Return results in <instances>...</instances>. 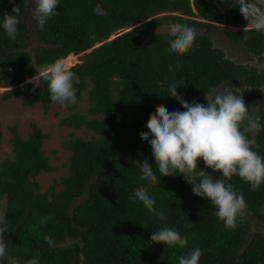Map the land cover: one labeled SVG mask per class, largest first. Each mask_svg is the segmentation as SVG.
I'll list each match as a JSON object with an SVG mask.
<instances>
[{"label": "trees", "instance_id": "16d2710c", "mask_svg": "<svg viewBox=\"0 0 264 264\" xmlns=\"http://www.w3.org/2000/svg\"><path fill=\"white\" fill-rule=\"evenodd\" d=\"M27 4L0 0L2 98L46 113L85 92L86 113L60 125L91 133L63 141L62 188L42 190L36 177L56 170L42 150L47 135L35 124L27 139L10 128L0 264H264V235L251 233L247 215L264 224V101L253 136L249 102L233 89L214 93L230 81L260 87L264 75L194 32L253 22L224 29L260 55L264 8L240 2L223 15L218 0H37L29 49ZM162 26L175 30L155 32Z\"/></svg>", "mask_w": 264, "mask_h": 264}, {"label": "rangeland", "instance_id": "374dc122", "mask_svg": "<svg viewBox=\"0 0 264 264\" xmlns=\"http://www.w3.org/2000/svg\"><path fill=\"white\" fill-rule=\"evenodd\" d=\"M192 1V0H190ZM226 3V6H221L220 10L224 14H231V5L237 3L233 0H220ZM242 2L246 1L251 8L256 6V3L260 4L264 8V0H240ZM37 0H28L27 12L24 15L25 19L29 21L30 27H32L31 32V47L37 43L38 39L36 37V21L38 19V14L36 10ZM232 2V3H231ZM231 4V5H230ZM233 8V7H232ZM263 10V9H262ZM195 11V10H194ZM215 25L214 28H201L194 31L196 34L204 35L209 38L214 47H218L222 50L226 58L234 61L235 63H240L244 65L249 70H254L257 73L264 75V52L260 55H255L249 52L244 47H239L233 43V41L228 37L225 31V27L222 24L212 23ZM253 26L251 25L250 28ZM227 29V28H226ZM168 30H175L174 27L162 26L155 29V32H164ZM177 30V29H176ZM112 35L109 39L113 38ZM84 53L76 55L72 60L65 61L61 60L59 65L62 70H66L72 65L81 62ZM6 89L0 86V128L2 131V138L0 144V161L12 158V146L10 138L12 136L10 128L12 126L16 127L18 135L22 139H27L29 134L32 132V124L38 126L42 133L47 135V138L42 144V150L49 157L50 164L56 167V170L50 173H41L36 177L42 190H46L52 183L56 184V189H61L60 176L67 174L66 162L68 160L69 153L62 148V143L65 139L71 136V132L77 137H84L89 135L91 132L86 129H80L72 131L69 128L60 125V119L69 115L74 111H79L81 113H86L87 100L86 93L84 92L80 99H74L71 101V107L67 108L64 105H58L56 102H52L50 109L45 113L42 110L40 103H35L32 106H26L22 103V97H11L4 100L2 94ZM235 90L239 92L238 97L234 98L236 100H243L249 102L251 105V123L249 128L254 136L256 133L255 120L258 117L257 111L260 103L264 101V83L260 87H250L247 86L243 80H238L234 82H226L214 93H221L225 90ZM209 176L210 173L204 171ZM214 186L219 190L220 194L225 198L227 206H235L242 213L244 210L242 207L224 190L221 185L213 180ZM5 199H0V219L4 214ZM251 223V233L260 229L264 235V224L260 225L259 221L256 220L252 214H247Z\"/></svg>", "mask_w": 264, "mask_h": 264}, {"label": "flooded vegetation", "instance_id": "af4514ba", "mask_svg": "<svg viewBox=\"0 0 264 264\" xmlns=\"http://www.w3.org/2000/svg\"><path fill=\"white\" fill-rule=\"evenodd\" d=\"M234 1H237V0H233V2ZM248 1V0H247ZM255 1V0H254ZM258 1V0H257ZM218 2H219V4H218V7H217V11H219V12H221V13H223L221 10H220V8H221V6L223 7V6H226V3L225 2H223V1H220V0H218ZM242 3V1H237V3ZM246 1H244L243 3H245ZM232 3V2H231ZM231 5V4H230ZM234 5V4H233ZM233 5H231V14H224L223 13V15H232V6ZM222 25H224V26H226L227 28H229V29H236V30H247V29H249L250 28V26L247 24V25H244V26H232V25H225V24H222Z\"/></svg>", "mask_w": 264, "mask_h": 264}, {"label": "bare ground", "instance_id": "6f19581e", "mask_svg": "<svg viewBox=\"0 0 264 264\" xmlns=\"http://www.w3.org/2000/svg\"><path fill=\"white\" fill-rule=\"evenodd\" d=\"M76 57V55H74V54H70L67 58H65V59H63V60H65V61H69V60H72V59H74ZM62 60V61H63Z\"/></svg>", "mask_w": 264, "mask_h": 264}, {"label": "clouds", "instance_id": "9594fccd", "mask_svg": "<svg viewBox=\"0 0 264 264\" xmlns=\"http://www.w3.org/2000/svg\"><path fill=\"white\" fill-rule=\"evenodd\" d=\"M248 25H249L250 27H251V25L253 26L252 28H249V29H253V28L257 27V25H254L253 22H249ZM262 26H263V25H262Z\"/></svg>", "mask_w": 264, "mask_h": 264}, {"label": "water", "instance_id": "95a60500", "mask_svg": "<svg viewBox=\"0 0 264 264\" xmlns=\"http://www.w3.org/2000/svg\"><path fill=\"white\" fill-rule=\"evenodd\" d=\"M98 3L100 4V6H101V0H98Z\"/></svg>", "mask_w": 264, "mask_h": 264}]
</instances>
